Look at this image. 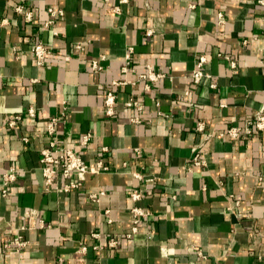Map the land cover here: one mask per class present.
I'll return each mask as SVG.
<instances>
[{
    "label": "crops",
    "instance_id": "1",
    "mask_svg": "<svg viewBox=\"0 0 264 264\" xmlns=\"http://www.w3.org/2000/svg\"><path fill=\"white\" fill-rule=\"evenodd\" d=\"M18 5L33 11V23L15 12ZM50 7L65 15L46 29ZM38 42L53 51L43 68L31 52ZM200 57L208 76L195 85ZM95 61L100 71L92 69ZM148 66L165 77L149 91L143 83L118 88L116 114L107 117L104 93L112 83L133 81ZM131 99L141 108L127 107ZM263 103L258 0H0V264H264V135L213 139L206 166L192 165L205 140L199 122L224 133L232 121L244 125ZM29 107L36 118L24 116L9 130L7 121ZM62 112L61 145L109 168L70 193L47 191L39 162L49 141L46 123ZM86 134L93 138L83 147ZM10 168L19 177L3 197L2 176ZM133 191L143 195L137 203ZM100 193L97 202L89 199ZM134 206L152 215L128 238ZM33 210L29 222L25 213ZM22 226L28 229L19 232ZM10 231L30 246L7 249ZM95 232L100 239L92 238ZM110 238L119 240L116 249H93ZM82 246L86 254L79 253Z\"/></svg>",
    "mask_w": 264,
    "mask_h": 264
},
{
    "label": "built area",
    "instance_id": "2",
    "mask_svg": "<svg viewBox=\"0 0 264 264\" xmlns=\"http://www.w3.org/2000/svg\"><path fill=\"white\" fill-rule=\"evenodd\" d=\"M261 5H264V0H258ZM121 4L128 3V0H120ZM192 7V6H191ZM194 8V6H193ZM15 12L21 16L24 21L28 24L33 23L35 21V15L32 10L27 9L24 5H18L15 8ZM115 13H121L120 7H115ZM49 20L45 23L44 27L46 29H51L54 23L63 18L65 12L62 9L57 7H50L48 9ZM219 25L225 24V17L223 14H219ZM6 21L3 22V24ZM152 31H149L148 34H152ZM56 34V33H55ZM244 44H247V41H244ZM77 48L80 49L82 46L79 44ZM133 49L131 48L127 57H126V65L123 68V73H128L129 66L131 65V56ZM31 52L35 58V63L38 67L43 68L46 66L47 58L53 53L52 47L43 43L38 42L32 45ZM70 59V57H68ZM230 61V67L235 69L237 64L235 61L227 58ZM207 59L205 57H200L197 61V69L192 74V80L195 85H198L204 78L208 75L203 71V66L206 63ZM92 69L96 71H100L102 66L99 62L95 61L92 64ZM165 77L164 74L156 72L152 66H148L145 73L138 75V77L133 81L120 82L115 81L112 83V86L109 90L104 93V106H105V115L109 118H112L116 114V104H117V89L126 85L137 86L141 83L145 85V89L149 91L153 84H156L160 80ZM215 87V85H213ZM127 107H135L141 108L139 103L134 99H131L127 103ZM64 111H66V107H64ZM65 115L64 112L60 114V116L50 118L46 123V134L49 139L48 145L42 149L40 153V166L44 181V186L47 191H58L62 190L65 193H70L79 189L83 182L86 180L88 175H96L103 172L109 171V168L104 164V161L101 159L94 165L88 163L79 153L75 150L65 147L61 145L58 139V124L61 119ZM24 116L35 119L36 118V110L32 107H29L23 114H18L9 119L6 123V126L9 130H15L23 123ZM133 123H140L138 118L132 119ZM196 131L198 133H202L205 135V140L201 143L197 150L195 151V155L192 159L193 167H204L206 166V162L204 159V152L207 144L213 139H229L232 141H238L244 139L245 137L251 138L257 135H264V103L262 107L256 111L253 115L249 116L244 125L239 123L237 120L232 121L231 124L228 125L227 130L224 133H214L213 131H209L207 128V124L203 121L199 122L196 125ZM93 138L92 134L83 135L80 139L81 146H87ZM25 143H29V139H24ZM106 150V149H105ZM139 153V151H137ZM19 177V172L15 168H10L7 170L2 176V195L3 197H7L9 194V190L16 184ZM59 179L66 180V184L61 187L58 185L57 181ZM103 195L100 193L98 195H91L89 199L93 202H97L99 198ZM132 201L134 203L139 202L143 195L140 191H133L130 195ZM132 233L128 234L127 237L131 238L133 235L139 232V224L142 219H147L152 214L149 210L143 209L138 206H134L132 208ZM26 218L30 222L35 219L37 216L36 211H27L25 213ZM39 225L41 228H45L44 221H39ZM28 228L26 226H22L19 228V232L26 231ZM10 240L6 243L5 247L7 249L14 250L16 252H21L26 250L30 246V242L25 239V237L21 233L15 234L14 231L9 232ZM100 233H93L92 238L100 239ZM119 245V240L116 238H110L106 244V246H102L100 244L94 246V250H103L105 248L116 249ZM88 251V247L82 246L79 248V253L86 254ZM199 258L206 259V256L202 253H198ZM261 257L264 258V253H261ZM196 264V263H191Z\"/></svg>",
    "mask_w": 264,
    "mask_h": 264
}]
</instances>
